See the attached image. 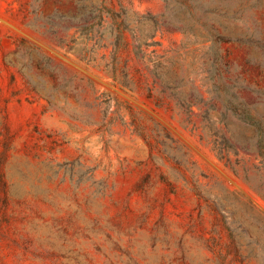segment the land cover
I'll list each match as a JSON object with an SVG mask.
<instances>
[{
    "label": "rangeland",
    "instance_id": "374dc122",
    "mask_svg": "<svg viewBox=\"0 0 264 264\" xmlns=\"http://www.w3.org/2000/svg\"><path fill=\"white\" fill-rule=\"evenodd\" d=\"M264 0H0V264H264Z\"/></svg>",
    "mask_w": 264,
    "mask_h": 264
},
{
    "label": "trees",
    "instance_id": "16d2710c",
    "mask_svg": "<svg viewBox=\"0 0 264 264\" xmlns=\"http://www.w3.org/2000/svg\"><path fill=\"white\" fill-rule=\"evenodd\" d=\"M243 119L257 132V145L258 150L264 154V123L263 121L252 112L251 109L246 108L243 113Z\"/></svg>",
    "mask_w": 264,
    "mask_h": 264
}]
</instances>
